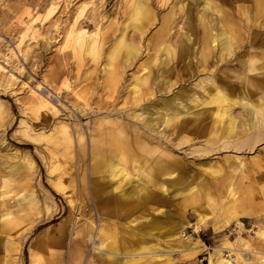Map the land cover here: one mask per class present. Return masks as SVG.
Returning <instances> with one entry per match:
<instances>
[{"label": "rangeland", "instance_id": "374dc122", "mask_svg": "<svg viewBox=\"0 0 264 264\" xmlns=\"http://www.w3.org/2000/svg\"><path fill=\"white\" fill-rule=\"evenodd\" d=\"M243 1L0 0V264L41 241L34 264H264V0Z\"/></svg>", "mask_w": 264, "mask_h": 264}, {"label": "bare ground", "instance_id": "6f19581e", "mask_svg": "<svg viewBox=\"0 0 264 264\" xmlns=\"http://www.w3.org/2000/svg\"><path fill=\"white\" fill-rule=\"evenodd\" d=\"M239 2L240 1H243V0H238ZM244 2V1H243ZM260 4H263V0H258V5H257V7L258 8H260L261 6H263V5H260ZM186 9H188V8H186ZM142 13V11H138V14H141ZM252 19V18H251ZM172 20H173V18H167V22H168V24H169V22H172ZM201 20H203V22H205V24L207 25L206 26V31H208V28L210 27V19L208 18V17H206L204 14H202V17H201ZM250 20V19H249ZM221 22H222V24L224 25L225 24V26H226V28L225 29H227L229 32H234V30L237 28V21H236V19H234V18H232L231 17V15H225V16H222V19H221ZM176 32V31H175ZM221 36V35H220ZM219 37V36H218ZM231 38V37H230ZM122 40V39H121ZM246 47V46H245ZM168 49L170 48V47H167ZM174 50V49H173ZM175 50H177V49H175ZM192 52V51H191ZM227 54V53H226ZM156 89V88H155ZM178 93V92H177ZM223 94V92H219L216 96H215V101L216 100H218V99H220L221 97H222V99H225V96L226 95H222ZM262 99V98H261ZM172 99L171 100H169L168 99V101H165L164 103L166 104V106L167 105H169V104H171L172 103ZM231 103V102H230ZM232 104L233 103H231L230 104V106H232ZM165 106V105H164ZM168 107V106H167ZM170 107V106H169ZM263 107V106H262ZM170 109H171V107H170ZM175 109V108H174ZM164 110V109H163ZM173 111H175V110H173ZM159 113V112H158ZM170 114H172L171 112H170ZM141 115V114H140ZM179 113H177L175 116H169L167 119H166V124L167 125H169L170 123L172 124L173 122H175V120L176 119H178L179 118ZM182 115V114H181ZM150 116H152V115H150ZM157 116V115H156ZM155 116V117H156ZM134 117V116H133ZM137 117V116H136ZM164 117V116H163ZM138 118V117H137ZM161 118H162V116H161ZM160 118V119H161ZM166 118V117H165ZM165 118H163V119H165ZM162 119V120H163ZM149 121H151V120H149ZM155 121V120H154ZM159 121H161V120H159ZM161 123V122H160ZM163 123V122H162ZM60 124V123H59ZM62 124V126H61V130H60V133H61V137H63V138H65V137H68V136H70L69 135V130H68V127L65 125V124H63V123H61ZM262 124V123H261ZM155 125V124H154ZM261 127V126H260ZM55 128H57V127H55ZM256 128V127H255ZM259 131V130H258ZM71 133V132H70ZM57 134V133H56ZM72 134V133H71ZM261 134V133H260ZM49 135V134H48ZM73 136V135H72ZM50 137V136H49ZM196 137V136H195ZM237 138V137H236ZM33 139H38V137H33ZM243 140V139H242ZM151 142V141H150ZM181 143H184V142H181ZM240 144V143H239ZM165 145V144H164ZM246 145V144H245ZM167 146V145H166ZM177 146V145H176ZM226 146V145H225ZM229 146H230V144H229ZM238 146V145H237ZM105 148V147H104ZM241 148V147H240ZM242 149V148H241ZM108 150V149H107ZM94 152V151H93ZM100 154V153H99ZM55 157V156H54ZM109 157V156H108ZM105 158V157H104ZM117 159V158H116ZM112 161H113V159H112ZM115 161V160H114ZM54 162H55V160H54ZM156 164L158 165V166H156V168H155V171L156 172H163V171H165L166 169H167V167L169 166V165H171L172 163H170L169 162V160H165L164 161V158H163V156H161V157H158V160H157V162H156ZM13 166V165H12ZM56 166V165H55ZM108 166H109V164H108ZM175 166H177V165H175ZM181 166V165H180ZM110 167H113V166H111L110 165ZM20 168V167H19ZM109 169V168H108ZM51 170H53V169H51ZM110 170V169H109ZM117 171V170H116ZM154 171V172H155ZM109 172V171H108ZM112 172V171H111ZM105 173V172H104ZM63 175H62V177L60 178V182L58 183V187L60 188V187H62V185H63V182H62V178H63V176H64V174H67V172L65 173H62ZM99 175V174H98ZM93 184V183H92ZM59 185H61V186H59ZM146 185H147V183H145V182H141V184H140V190L142 191V192H146L147 191V189H146ZM154 185V184H153ZM154 188V187H153ZM61 189V188H60ZM185 197V196H184ZM70 198V201H73V198H72V196L71 197H69ZM188 200V199H187ZM30 204V203H29ZM62 228V227H61ZM181 234V233H180ZM11 236V235H10ZM35 243V242H34ZM44 246H45V243H44V241H41V242H39V244H36V247H35V245H33V243H32V246H30V252H31V260H30V264H34L35 263V258H34V254H35V252L36 251H39L40 249H44ZM175 246V245H174ZM179 246V245H178ZM182 246V245H181ZM187 246H188V244H187ZM16 248H17V246H15ZM35 247V248H34ZM97 247H99V246H97ZM183 247V246H182ZM190 247V246H189ZM189 247H187V248H189ZM198 247V246H197ZM100 248V247H99ZM149 248H151V250L150 251H152V249H153V251L155 250V248L154 247H149ZM176 248H177V245H176ZM192 248H193V245H192ZM191 248V249H192ZM143 250H145V249H143ZM173 250V249H172ZM171 250V251H172ZM175 250V249H174ZM173 250V251H174ZM181 250V249H180ZM179 250V251H180ZM184 250V249H183ZM186 250V249H185ZM187 250H189V249H187ZM194 250V249H193ZM147 248H146V250L145 251H143L142 253H146V252H150ZM159 251V250H158ZM192 251V250H191ZM12 252V251H11ZM110 252H112V251H110ZM170 252V251H169ZM160 253V252H159ZM39 255V254H38ZM38 255L36 256V257H38ZM132 256V255H131ZM137 256V255H136Z\"/></svg>", "mask_w": 264, "mask_h": 264}]
</instances>
